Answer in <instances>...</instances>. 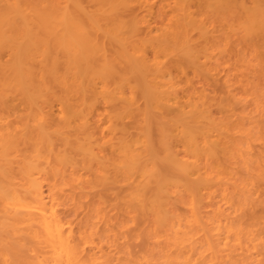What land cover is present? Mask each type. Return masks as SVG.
I'll return each mask as SVG.
<instances>
[{
    "label": "bare ground",
    "instance_id": "bare-ground-1",
    "mask_svg": "<svg viewBox=\"0 0 264 264\" xmlns=\"http://www.w3.org/2000/svg\"><path fill=\"white\" fill-rule=\"evenodd\" d=\"M0 264H264V0H0Z\"/></svg>",
    "mask_w": 264,
    "mask_h": 264
}]
</instances>
